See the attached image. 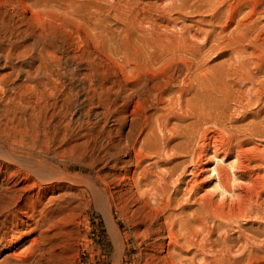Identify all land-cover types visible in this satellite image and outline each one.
Returning a JSON list of instances; mask_svg holds the SVG:
<instances>
[{
    "label": "bare ground",
    "instance_id": "1",
    "mask_svg": "<svg viewBox=\"0 0 264 264\" xmlns=\"http://www.w3.org/2000/svg\"><path fill=\"white\" fill-rule=\"evenodd\" d=\"M10 1L31 11L42 26L47 19L58 26H64V21L74 24L92 44L102 48L108 59L118 61L131 90L138 127L124 136L123 147L113 144L110 156L113 160L119 159L120 153L129 157L123 162L135 169L128 170L132 172L128 178L155 212V222L163 217L165 228L161 224L158 230L163 235L164 230L168 233L166 257L172 256L173 264H264V223L262 230L257 228L253 234L244 228L248 222H264L260 210L264 206V174L253 168L255 164L252 167L254 162L263 164L264 150L249 146L254 137L264 140V106L251 113L257 120L243 123L242 131L238 130L242 125L237 132L230 131L233 124L227 129L225 123L232 120L228 115L224 119L228 114L224 106L230 105V99L238 108L258 107L264 100L262 2L155 0L140 7L142 4L135 0ZM244 7L247 11L241 17ZM204 13L216 24L213 30L197 27L193 31L180 25L188 15ZM111 16L123 24L119 41L108 30ZM78 39L83 41L80 31ZM38 46V42L33 44ZM33 47L18 54L24 57V65L13 66L12 72L0 76L3 93L16 88L11 78L14 72L32 78L36 59L43 63L61 60L49 56L45 43L38 53L25 58ZM225 52L230 53L228 58L224 56L221 63L208 67L209 57ZM11 57V53L6 55V63ZM59 65L64 70L67 62ZM42 99L37 96L29 104L28 100L11 98L3 124L0 116V246L7 242L2 249L25 240L26 233L19 227L45 224L43 198L50 194L52 201L58 198V190H71L76 184L91 191L111 226L108 184L105 182L104 188L91 175L68 173V163L59 162L49 146L40 144L34 133H27V127H37L41 122L42 109L47 107ZM228 100L229 105L225 104ZM151 109L155 111L149 113ZM245 111L236 114L250 118ZM25 112L17 122V115ZM185 155L191 157L190 166L182 159ZM151 157L156 159L148 161ZM200 169L209 173L203 182ZM186 170L193 176L182 183ZM36 188L38 208L30 205L28 196ZM11 223L13 234H9ZM184 253L194 256L185 258ZM13 254L20 256L16 251Z\"/></svg>",
    "mask_w": 264,
    "mask_h": 264
},
{
    "label": "rangeland",
    "instance_id": "2",
    "mask_svg": "<svg viewBox=\"0 0 264 264\" xmlns=\"http://www.w3.org/2000/svg\"><path fill=\"white\" fill-rule=\"evenodd\" d=\"M135 1L143 7L144 3L155 0ZM260 1L261 8H264V0ZM244 10L247 11V7L242 9L241 17L245 14ZM64 23V26H58L47 19L42 26L41 20L35 18L31 11L10 0H0V76L12 72L13 66L24 65V57L18 54L33 47L35 42L40 46L33 47V51L25 58L30 57L32 53H38L41 45L45 43L49 56H55L56 60L61 59L50 63L36 59L31 68V79H28L25 73L21 76L13 73L11 78L15 79L13 86L16 88L12 91L6 90V93L0 90L1 124L6 121L5 109L11 98L28 100L29 104H33L37 96H42V105L47 107L42 109L41 122L37 127L35 125L27 127V133L29 135L34 133L40 144L49 146L52 155L60 159L59 162L68 163L69 166L66 167L68 173L91 175L104 188L105 182L108 184L111 226L107 224L105 212L95 203L91 191H88L85 185L76 184L71 190L65 187L56 192L58 198L51 201L49 194L42 199V206H45L46 210L44 225L37 226L32 223L19 227L23 234L26 233L25 240L11 248L2 249L7 243L3 242V246H0V264H173V259H170L172 256L166 257L169 255L168 233L164 230L167 234L163 235L158 230L161 224V228H165L163 217L159 216L156 218L158 222H155L153 219L155 212L146 206L142 191H138L128 178V175L132 174L128 170L133 171L134 165H125L123 161L129 158L126 154L120 153L119 159L114 160L110 156L113 144L118 148L123 147L124 136L138 127L137 117L132 113L134 103L130 100L131 90L126 87L119 63L118 61L113 63L108 59L102 48L92 44L77 26L67 21ZM210 23L212 22L205 13L190 14L180 21V25L190 27L193 31L197 27L213 30L216 24ZM122 28L121 22L112 16L109 18L108 30L116 41L121 37ZM79 31L83 37L82 42L78 39ZM8 53L12 55L10 63H6ZM217 54L215 57H209L208 67L218 65L223 57L226 59L230 53L219 54V57ZM66 62V69L61 70L59 63L63 65ZM230 100L225 103L230 105L223 107L224 110L227 107L233 109L227 108L225 114L226 112L228 114L224 117L227 119L230 116L233 121L225 119L227 129L234 125L229 128L230 131L237 132L242 129L243 123L246 124L252 119L257 120L251 118V115L256 114L255 109L258 111L264 106L262 100L258 107L249 106L250 110L247 107H239L240 110L239 105ZM234 104L237 106L234 107ZM154 111L155 109H151L149 113ZM238 111L247 112L251 119L248 116L249 119H244L243 113L238 115L240 113ZM21 115H26V112L17 115V122ZM239 126L241 127L237 130ZM136 137L135 135L134 138ZM253 139L249 146H258L264 150V140L260 137ZM155 159L156 157H151L148 161L152 162ZM182 159L187 164L191 157L185 155ZM259 165L256 162L252 163V167L256 171L259 170L262 175L264 162ZM200 170L202 177L200 181L203 182L208 179L205 176L209 173L206 169ZM192 176L190 170H186L182 176V183L190 180ZM37 190L32 189L28 196L30 205L38 208ZM263 208L264 206L260 210L264 212ZM258 221L246 224L244 228L247 230L250 228L249 231L243 229L249 234H253L257 228L262 230L260 226L264 222ZM13 226L14 223L9 224L11 230L9 234L14 233ZM6 239L10 240L11 236H6ZM32 240L36 241L34 247ZM15 251L20 253V256H15L13 254ZM183 256L192 258L194 255L184 253Z\"/></svg>",
    "mask_w": 264,
    "mask_h": 264
}]
</instances>
